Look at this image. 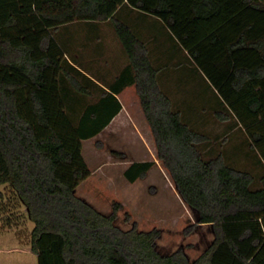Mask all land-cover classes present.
<instances>
[{"label": "trees", "instance_id": "obj_1", "mask_svg": "<svg viewBox=\"0 0 264 264\" xmlns=\"http://www.w3.org/2000/svg\"><path fill=\"white\" fill-rule=\"evenodd\" d=\"M79 21L109 22L128 63L76 124L77 100L93 89L58 34ZM173 62L184 76L205 77L221 99L215 116L235 117L264 160V0H0V186L15 189L35 222L39 264H264V175L254 187L255 174L223 152L205 155L209 135L162 85ZM131 84L159 159L198 223L213 226V241L194 260L182 249L161 253L158 229L118 226L121 201L107 214L77 194L92 173L83 140L120 111L116 94ZM154 163L134 161L125 176L134 182Z\"/></svg>", "mask_w": 264, "mask_h": 264}, {"label": "rangeland", "instance_id": "obj_2", "mask_svg": "<svg viewBox=\"0 0 264 264\" xmlns=\"http://www.w3.org/2000/svg\"><path fill=\"white\" fill-rule=\"evenodd\" d=\"M58 37L61 41L68 38L77 46L84 45L81 52L85 60L95 54L102 55L98 58V66L113 55L119 64L127 60L109 22H74L61 27ZM153 50L157 64L163 65V61L157 59L161 51L157 47ZM179 58L176 53L174 61L178 62ZM92 65L98 67L96 63ZM110 69L113 73L119 71L117 66ZM182 70L174 62L166 69L163 67L162 85L172 95L175 106L183 111L185 120L209 135V140L201 145L205 155L213 157L223 152L228 163L253 172L256 176L253 186L260 187L264 160L251 146L244 126L235 117L229 121L218 119L215 110L222 106L218 93L200 72L194 70V74L184 76ZM187 70L190 69L187 67L186 73ZM95 94L77 100V111L72 113L76 124H79L87 104L96 102L101 91L95 90ZM126 100L131 118L128 122L101 130L98 135L83 140V153L92 173L78 185L77 194L107 214L112 211L115 201H121L124 207L116 219L118 226L123 229H158L157 248L161 253L171 254L182 249L190 260H194L213 241V226L198 223V212L183 200L168 169L159 159L138 94L133 91ZM146 160L155 161L148 174L134 182L129 181L124 173L125 167L131 162ZM34 225L15 189L10 184L1 185L0 264H39L38 255L31 249ZM187 228L192 229L187 231Z\"/></svg>", "mask_w": 264, "mask_h": 264}, {"label": "crops", "instance_id": "obj_3", "mask_svg": "<svg viewBox=\"0 0 264 264\" xmlns=\"http://www.w3.org/2000/svg\"><path fill=\"white\" fill-rule=\"evenodd\" d=\"M63 35H67V34L64 33ZM68 42L71 45V54L69 55L70 62L86 75L85 80H87L91 84V87L93 89V94L88 95V98L96 96L95 90L103 91V89H106L109 91L110 85L115 81V78L117 77V75L128 63V60L119 64V62H117L119 60H116V57L113 55V58L106 57V62L104 64H100L102 66H98V63H97L98 58H101L100 56L102 55L99 54V56H97L95 54L94 57L89 58L88 60H85L84 56L82 55L83 53L81 52V50L83 49L82 47L84 45L77 46L76 44H73L74 41L68 40ZM89 47L90 46H87L86 48H89ZM94 63H96L98 67H95L94 65H92ZM121 64L123 66L120 67ZM111 66H117V68H119V71L116 70V72L113 73L110 69ZM133 91L137 93L136 86L134 84H131V85L125 86L119 93L116 94V96L119 98L120 102L122 103V108L102 130H105L112 126H117V124L122 125V123H126L131 119L129 116V107H128L129 105L126 103L128 101L126 100V96L132 93ZM130 165L131 164H128L125 167L124 173H125V170Z\"/></svg>", "mask_w": 264, "mask_h": 264}]
</instances>
